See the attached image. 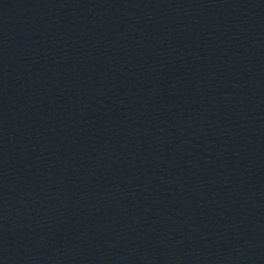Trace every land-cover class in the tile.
<instances>
[{"label":"water","instance_id":"obj_1","mask_svg":"<svg viewBox=\"0 0 264 264\" xmlns=\"http://www.w3.org/2000/svg\"><path fill=\"white\" fill-rule=\"evenodd\" d=\"M264 76V0H0V143Z\"/></svg>","mask_w":264,"mask_h":264}]
</instances>
